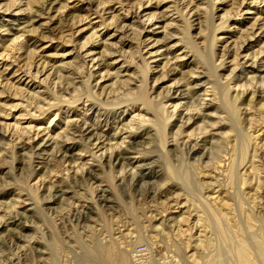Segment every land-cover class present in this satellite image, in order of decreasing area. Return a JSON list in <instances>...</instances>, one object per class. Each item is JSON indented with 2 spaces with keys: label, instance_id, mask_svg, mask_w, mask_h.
Instances as JSON below:
<instances>
[{
  "label": "rangeland",
  "instance_id": "rangeland-1",
  "mask_svg": "<svg viewBox=\"0 0 264 264\" xmlns=\"http://www.w3.org/2000/svg\"><path fill=\"white\" fill-rule=\"evenodd\" d=\"M263 235L264 0H0V264H264Z\"/></svg>",
  "mask_w": 264,
  "mask_h": 264
},
{
  "label": "bare ground",
  "instance_id": "bare-ground-1",
  "mask_svg": "<svg viewBox=\"0 0 264 264\" xmlns=\"http://www.w3.org/2000/svg\"><path fill=\"white\" fill-rule=\"evenodd\" d=\"M193 116V115H192ZM121 142H122V140H121ZM117 144H118V142H117ZM134 144V143H133ZM243 146V145H242ZM119 147V146H118ZM120 150V149H119ZM120 152L121 153H124L125 152V150L124 149H121L120 150ZM121 153H114L113 152V154H109V156H108V158H113V159H116V158H118V156H119V154H121ZM239 156V155H238ZM229 169H230V167H229ZM229 172H230V170H229ZM231 176V175H230ZM212 205V204H211ZM220 208H222V209H225V208H227V204L226 203H222V204H220ZM216 214V213H215ZM223 224V223H222ZM218 225V224H217ZM223 227V226H222ZM221 228V227H220ZM220 228L218 227V229L220 230ZM224 228V227H223ZM225 229V228H224ZM223 229H221V232L223 233V231H222ZM220 232V233H221ZM224 232H226L225 230H224ZM228 232V231H227ZM260 233H262L263 234V232H260ZM227 234V233H226ZM221 235V234H220ZM225 235V233L224 234H222L221 236L223 237ZM258 235H260V234H258ZM263 237H264V235H263ZM225 239H227V237H225ZM264 239V238H263ZM223 240H224V238H223ZM225 241V240H224ZM254 241H257V239L256 240H254ZM222 245H223V243H221ZM229 243L227 242V245H228ZM245 244L246 243H243V242H241V243H239L238 244V246H237V249H236V252L234 253V259H235V263L234 264H254L253 262H252V260H250V258H249V253L250 252H248V249H247V244H246V246H245ZM255 244V243H254ZM226 246V245H225ZM224 246V247H225ZM229 247H230V245H229ZM263 247L264 246H262L261 248L262 249H260V247H259V249L260 250H262L263 252H264V249H263ZM236 248V247H235ZM255 249L257 248V247H254ZM255 251V250H254ZM256 251H257V249H256ZM256 251H255V253H256ZM219 251H217V253H218ZM211 253V252H210ZM259 253V252H258ZM261 254H262V252H261ZM251 255H252V253H251ZM263 256H260L261 258V260L264 262V254H262ZM216 256H218V255H216ZM256 256V255H255ZM212 258V257H211ZM214 258V257H213ZM221 257H218V260L220 259ZM232 258V259H233ZM253 258V257H252ZM251 258V259H252ZM228 259V258H227ZM234 259H233V261H234ZM229 260V259H228ZM260 260V261H261ZM215 261H216V259H215ZM214 261V263L213 264H223V262H222V259H221V261H216L215 262ZM257 261V260H256ZM205 262V261H204ZM213 262V261H212ZM226 262H227V260H226ZM211 263V262H210ZM228 264H231V263H229L228 262Z\"/></svg>",
  "mask_w": 264,
  "mask_h": 264
},
{
  "label": "built area",
  "instance_id": "built-area-1",
  "mask_svg": "<svg viewBox=\"0 0 264 264\" xmlns=\"http://www.w3.org/2000/svg\"><path fill=\"white\" fill-rule=\"evenodd\" d=\"M128 253L131 258H138L140 256L146 255L148 252L143 244H137L131 247Z\"/></svg>",
  "mask_w": 264,
  "mask_h": 264
}]
</instances>
